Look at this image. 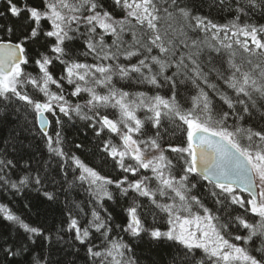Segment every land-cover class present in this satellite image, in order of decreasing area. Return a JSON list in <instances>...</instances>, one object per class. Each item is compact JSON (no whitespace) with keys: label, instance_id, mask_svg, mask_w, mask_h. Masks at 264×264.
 Instances as JSON below:
<instances>
[{"label":"snow or ice","instance_id":"snow-or-ice-1","mask_svg":"<svg viewBox=\"0 0 264 264\" xmlns=\"http://www.w3.org/2000/svg\"><path fill=\"white\" fill-rule=\"evenodd\" d=\"M257 17L264 0H0V188L57 202L46 175L21 168L39 135L89 196L87 208L65 202L55 231L0 203L12 228L0 264H77L81 252L85 264H264ZM136 85L147 90H124ZM76 119L115 176L66 150Z\"/></svg>","mask_w":264,"mask_h":264},{"label":"trees","instance_id":"trees-1","mask_svg":"<svg viewBox=\"0 0 264 264\" xmlns=\"http://www.w3.org/2000/svg\"><path fill=\"white\" fill-rule=\"evenodd\" d=\"M205 12H207V9H205ZM213 15L215 16L216 14L213 13ZM257 20L259 23H264V20H259V17H257ZM217 22H224L223 17H217ZM89 62H91L90 59ZM123 84H126V82L121 81L117 86L119 87ZM124 90L146 91L147 88L136 85L132 88L125 87ZM160 91L162 95L167 92L166 89ZM180 92L181 99L183 100V98L188 95L184 90V86L180 87ZM152 94H155V90L149 92V95ZM73 102L82 103L83 101H77V98H73ZM138 114L141 115V113ZM50 131H55L54 122ZM3 134L7 135V132L5 131ZM63 134L66 138V150L71 148L72 151H75L87 164L97 167L102 174L116 175V173L113 172L111 161H109L107 165L102 164L96 147L99 140L95 137L91 129L86 126L84 121H80L79 119L67 121L64 125ZM29 140H31L32 143L31 153L34 158L31 161H28L27 158L22 160L20 162L21 168H23L25 164H28L30 169L39 170L41 175H46L48 179L45 181V188L48 191H55L58 200L55 203L46 201L42 192L35 191L34 187L18 193H14L10 189L4 190L0 188V203L7 204L16 214L23 216L29 220V222L52 228V230L55 231V227L59 225L61 219L60 210L64 208L65 202H77L87 208L89 196L84 188L78 185L69 187L68 184L64 183L63 173L58 174L57 159L49 155L39 135H36L34 139L30 136ZM27 142L28 141H26V143ZM76 143H83V149H75ZM33 174H35V172H33ZM13 179H15V177H13ZM68 179L71 180L72 176L69 175ZM52 180L57 181V183H52ZM61 184H63L65 189L63 192L60 190ZM117 200L119 201L118 203H114L113 201H108L107 203L110 209H115V212H113L115 223H121L120 217L116 216V212H120L121 209L126 206V203L119 197H117ZM11 233V226L5 221H0V234L10 235ZM57 247H60V245H57ZM72 251H75V249H72ZM160 254L161 256L164 255L163 250H161ZM61 255L63 254L61 253ZM53 258L56 259L58 257ZM68 259H77V264H85L83 252L80 253V258L69 256Z\"/></svg>","mask_w":264,"mask_h":264},{"label":"rangeland","instance_id":"rangeland-1","mask_svg":"<svg viewBox=\"0 0 264 264\" xmlns=\"http://www.w3.org/2000/svg\"><path fill=\"white\" fill-rule=\"evenodd\" d=\"M143 115V113H141V116ZM50 119H51V117H50Z\"/></svg>","mask_w":264,"mask_h":264}]
</instances>
